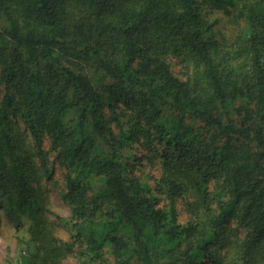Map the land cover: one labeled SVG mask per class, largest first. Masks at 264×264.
<instances>
[{
  "label": "trees",
  "instance_id": "trees-1",
  "mask_svg": "<svg viewBox=\"0 0 264 264\" xmlns=\"http://www.w3.org/2000/svg\"><path fill=\"white\" fill-rule=\"evenodd\" d=\"M0 208L15 264H264V0H0Z\"/></svg>",
  "mask_w": 264,
  "mask_h": 264
},
{
  "label": "rangeland",
  "instance_id": "rangeland-1",
  "mask_svg": "<svg viewBox=\"0 0 264 264\" xmlns=\"http://www.w3.org/2000/svg\"><path fill=\"white\" fill-rule=\"evenodd\" d=\"M211 20L216 19V31L222 37L231 39L235 36L238 30V24L233 18L232 13L224 12L223 10H212L209 12ZM180 68V67H177ZM43 147L49 149V142L44 141ZM50 163L49 171L54 172V177L48 180L46 175L41 176L40 187L44 190L49 198L50 208L52 213L49 219L53 222L57 233L63 238L73 237V229L69 218L71 216V207L63 199L62 195L57 191L63 183L62 168L54 162L53 154H49ZM148 169V168H147ZM38 188V185H35ZM184 215L181 218L184 219ZM22 226L17 225L13 219L8 217L0 208V264H15L21 249L19 238L26 232V227L30 223V219L24 217ZM62 264H82L76 253L68 255L62 261Z\"/></svg>",
  "mask_w": 264,
  "mask_h": 264
}]
</instances>
